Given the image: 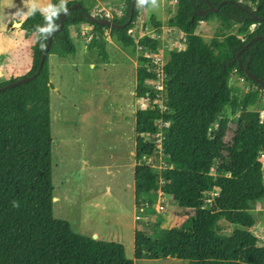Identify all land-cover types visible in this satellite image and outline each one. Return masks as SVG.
Here are the masks:
<instances>
[{
	"label": "trees",
	"instance_id": "obj_1",
	"mask_svg": "<svg viewBox=\"0 0 264 264\" xmlns=\"http://www.w3.org/2000/svg\"><path fill=\"white\" fill-rule=\"evenodd\" d=\"M151 1L137 0L130 15L132 0H124L122 16L103 19L119 27L90 22L85 16L91 14L89 6L77 0L67 2L62 30L51 35L48 54L37 75L0 91V264H134L126 257L123 245L75 233L67 221L53 217L49 56H74L70 29L81 24L92 27L94 36L88 48L95 50L103 63L109 61L107 32L123 47L157 53L158 40L143 37L136 42L131 35L139 7L147 8ZM175 1L176 12L167 26L184 35L185 48L171 53L162 68L165 111L153 102L157 92L145 86L156 80L154 65L153 70L147 65L151 60L140 57L136 68L135 97H148L151 108L138 110L135 115L134 197L136 208L154 213L159 190L194 214L186 227L163 229L153 237L135 231L133 257L172 258L190 264H264V247L251 232L255 225L251 210L264 201L260 161L264 155V120L259 122V113L250 110L253 104L246 97L240 102L230 85L234 73L249 80L246 68L264 82V0ZM60 4V0H51L50 7ZM73 4L80 8L72 9ZM209 7L218 12L200 16V11ZM61 13L53 18L56 28ZM48 15L34 8L22 22V30L36 34L32 67L25 76L11 78L0 87L38 71L47 33L37 29L47 26ZM213 19L220 23L222 32L207 42L196 30L201 22ZM150 21L156 30L161 29V22L154 17ZM235 25L236 33L224 34ZM255 37L262 38L237 57ZM226 108L238 117H222ZM156 122L169 124L162 129L166 166L160 174L140 164L156 152L154 143L144 139L156 134ZM211 193L215 196L207 210L201 197ZM195 194L200 199L193 200ZM222 220L234 225L228 235L221 231Z\"/></svg>",
	"mask_w": 264,
	"mask_h": 264
},
{
	"label": "rangeland",
	"instance_id": "obj_2",
	"mask_svg": "<svg viewBox=\"0 0 264 264\" xmlns=\"http://www.w3.org/2000/svg\"><path fill=\"white\" fill-rule=\"evenodd\" d=\"M77 1L89 6L91 15L99 20L110 21L122 16L124 10V0ZM175 12V0H156L155 6L151 1L147 8L139 7L131 35L136 42L143 37L158 40L157 53L151 54L138 47H123L107 32V63L98 58L96 51L85 52L79 43L75 62H65L63 68H54L52 74L53 87L57 89L50 92L53 217L67 221L75 233L90 236L95 232L99 235L95 239L123 245L126 257L134 264H190L172 258L135 260L133 257L135 115L138 110L151 108L148 97H135L136 68L141 64L140 57L149 58L151 62L147 65L151 69L156 66L154 70L158 74L163 65L159 67L156 63L165 64L171 53L184 50V35L167 26ZM151 17L162 23L160 30L153 27ZM237 28L235 25L233 30L224 34L236 33ZM253 29L254 26L250 32ZM220 32V23L216 19L201 22L196 30V34L207 42ZM51 60H57V57ZM162 81L160 77L146 82L145 86L150 92H157L153 102L165 111L163 90L158 89ZM230 85L240 102L246 97L253 104L250 110L259 113V122L264 120V89L236 73L231 76ZM221 116L234 120L238 114L231 115L230 108H226ZM232 126L231 121L229 127ZM156 127V134L144 136L145 141L154 143L156 152L144 157L140 164L160 174L166 166L160 140L162 129L168 127V123L156 122ZM261 162L264 163V159ZM212 173L215 174L214 170ZM160 193L157 190L154 213L136 208L139 214L137 223H134L136 231H143L150 237L163 229L186 227L194 214L190 209L180 208L166 195L161 194L159 199ZM214 196L211 193L201 197L207 210ZM192 199L200 197L195 194ZM253 209L256 218L264 221V216L256 213V207ZM219 225L225 235L234 229V225L224 220ZM256 237L259 245L264 247V225Z\"/></svg>",
	"mask_w": 264,
	"mask_h": 264
},
{
	"label": "crops",
	"instance_id": "obj_3",
	"mask_svg": "<svg viewBox=\"0 0 264 264\" xmlns=\"http://www.w3.org/2000/svg\"><path fill=\"white\" fill-rule=\"evenodd\" d=\"M49 5H50V0H46L45 4L42 3V0H0V83L6 82L11 78L23 77L30 71L32 67L33 55L36 49V34L35 32L32 31L22 30L21 24L29 14V12L34 8L38 9L43 14H48L49 12L47 11V9L50 8ZM70 35L76 47V52H77V45L79 43L82 45L83 49H85V52L95 51V50H90L88 48V45L94 36L92 32V27L89 26L88 24H81L79 26L72 27L70 29ZM52 57H57V56L55 55L49 56L50 82L52 84V89L57 90L53 87V83H52L53 69L63 68L62 65L65 62H69V61L75 62L76 58L74 55V56H68L66 58L57 57V60H51ZM74 66L75 63H73V67ZM241 83L242 82H240V84ZM263 159H264V155L261 156V161ZM262 166L264 172V163H262ZM263 181H264V176H263ZM134 198H133L132 226H133V230L136 231V227L134 226V223L135 224L137 223V217L139 214L137 213L135 207ZM255 207L257 210L256 213L260 214L263 217L264 201L257 203ZM251 214L255 219V225L251 229V232L253 235L256 236L257 231L263 229L264 221H261V219L258 220L256 218V216L254 215V209L251 210ZM89 237L95 239V238H99V235L94 232Z\"/></svg>",
	"mask_w": 264,
	"mask_h": 264
},
{
	"label": "water",
	"instance_id": "obj_4",
	"mask_svg": "<svg viewBox=\"0 0 264 264\" xmlns=\"http://www.w3.org/2000/svg\"><path fill=\"white\" fill-rule=\"evenodd\" d=\"M204 1H205V0H204ZM136 2H137V0H132V2H131V5H130V15H132V13H133V10H134V7H135V5H136ZM220 5H221V4H220ZM71 8H72V9L80 8V5H78V4H73V5L71 6ZM240 9H241V10H245L247 13L252 14L250 11H248V10L245 9V8L243 9V8L240 7ZM66 12H67V11H66ZM66 12H65L64 10H62V13H61V16H60V20H59V26H58V27H57V28H56L51 34H48V33H47V42H46V45H45L44 51H43L42 56H41V59H40V64H39V69H38V71H37L33 76L25 77V78H21V79L15 81V82H12V83H10V84H7V85L4 86V87H0V91H2V90H4V89H7V88H10V87H14V86L19 85V84H22V83H25V82H27V81H30V80H32V79L37 75V73L39 72V70H40V68H41V66H42V64H43V62H44V60H45V58H46V56H47V54H48V51H49V48H50V45H51V41H52L51 35L54 34V33H59V32L62 30L63 22H64V20H65ZM208 12H218V9H213L212 7H209L208 10L200 11L199 14H200V16L203 17V16H205ZM85 16H86V18H87L90 22H94V23H98V24H102V25H107V26H111V27H119V26H116V25L110 23L109 21L96 19L94 16H92V15L89 14V13H85ZM252 18H253L254 20H259V19H258L257 17H255V16H252ZM261 21H264V19L261 20ZM16 25H19V24H16ZM261 38H262V37H255V38H253L251 41H249V42H248V43H247V44H246V45H245V46H244V47L238 52L237 57H239V55H240L245 49H247V47H248L249 45H251L252 43H254V42L258 41V40H260ZM238 62H239V60H238ZM239 67H240V69H242V67H241V65H240V62H239ZM244 72H245L246 77H247L249 80L258 83V84L261 86V88L264 89V82H263V81L257 79L255 76H253V75L249 72V70H248L247 68L244 69Z\"/></svg>",
	"mask_w": 264,
	"mask_h": 264
},
{
	"label": "clouds",
	"instance_id": "obj_5",
	"mask_svg": "<svg viewBox=\"0 0 264 264\" xmlns=\"http://www.w3.org/2000/svg\"><path fill=\"white\" fill-rule=\"evenodd\" d=\"M144 2L145 0H140V3ZM65 3L66 0H61V4L59 7H50L49 9H47V11L49 12V15L46 17V19L48 20V24L46 27L38 28L37 30L39 32L51 34L55 30L56 25L52 22L53 18L56 17L61 10H64L65 12L67 11ZM152 4L155 6L156 0H152Z\"/></svg>",
	"mask_w": 264,
	"mask_h": 264
},
{
	"label": "built area",
	"instance_id": "obj_6",
	"mask_svg": "<svg viewBox=\"0 0 264 264\" xmlns=\"http://www.w3.org/2000/svg\"><path fill=\"white\" fill-rule=\"evenodd\" d=\"M156 65L158 66L159 65V67H161L162 65L164 66L165 64H163L162 62L161 63H156ZM163 66H162V68H163ZM155 68H156V66H154ZM162 68H161V70L159 71V73L157 74L156 73V79L157 78H160L161 77V79H164V74H163V71H162ZM163 82V81H162ZM158 89H160V90H163V85L161 86V87H159ZM263 120H261L260 122H262ZM169 125V124H168ZM162 136H161V140H160V146H161V141H162ZM162 147V146H161ZM162 193H160L159 194V199L161 198V195ZM163 195V194H162Z\"/></svg>",
	"mask_w": 264,
	"mask_h": 264
},
{
	"label": "flooded vegetation",
	"instance_id": "obj_7",
	"mask_svg": "<svg viewBox=\"0 0 264 264\" xmlns=\"http://www.w3.org/2000/svg\"><path fill=\"white\" fill-rule=\"evenodd\" d=\"M249 6L253 8V7H254V4H252L251 2H249ZM253 26H254V28H255V25H253ZM253 30H254V29H253Z\"/></svg>",
	"mask_w": 264,
	"mask_h": 264
}]
</instances>
